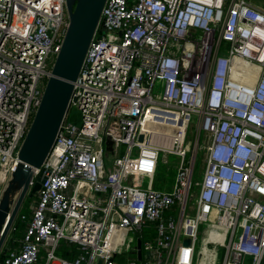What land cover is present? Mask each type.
Wrapping results in <instances>:
<instances>
[{
	"label": "built area",
	"instance_id": "2783aa9c",
	"mask_svg": "<svg viewBox=\"0 0 264 264\" xmlns=\"http://www.w3.org/2000/svg\"><path fill=\"white\" fill-rule=\"evenodd\" d=\"M101 18L75 82L81 123L65 119L35 169L45 181L20 249L0 264H36L43 249L45 264H218L220 247V264H264V7L107 0ZM67 25L66 0H0L3 186ZM162 153L180 159L169 191L154 186ZM149 222L155 242L137 236ZM62 239L82 252L58 256Z\"/></svg>",
	"mask_w": 264,
	"mask_h": 264
},
{
	"label": "water",
	"instance_id": "95a60500",
	"mask_svg": "<svg viewBox=\"0 0 264 264\" xmlns=\"http://www.w3.org/2000/svg\"><path fill=\"white\" fill-rule=\"evenodd\" d=\"M107 0H66L68 25L63 42L47 79L40 104L19 149V163L0 195V254L6 253L14 223L26 198L33 199L45 181L35 169L47 159L65 121L76 102L75 82L81 72L93 39L105 31L102 12ZM113 142L107 140V150ZM6 246V247H5ZM141 258V240L137 241Z\"/></svg>",
	"mask_w": 264,
	"mask_h": 264
},
{
	"label": "rangeland",
	"instance_id": "374dc122",
	"mask_svg": "<svg viewBox=\"0 0 264 264\" xmlns=\"http://www.w3.org/2000/svg\"><path fill=\"white\" fill-rule=\"evenodd\" d=\"M252 1L255 2L259 6H264V0H252ZM55 59H56V57L52 58V60H54V61H55ZM33 116H34V114L31 116V121L33 119ZM67 120L72 121L76 124L81 123V114L77 110V108L73 107V105H72V109L67 114ZM197 127H198V115L193 114L192 118H191L190 126H189V137H188L187 141H194V133L197 130ZM201 144H203V140L201 141ZM123 149L124 148L122 147L121 152H123ZM202 155H203V150L200 149L199 156H202ZM179 162H180V159L175 154H164V153L161 154L160 162H159V165H158V168L156 171V175L154 178L156 189L168 190V191L172 189L173 184L175 182V176H176L177 167L179 165ZM111 163L112 162H110V161H108V159H106L107 165H111ZM202 173L203 172L202 171L199 172V169H198L196 171V179H201ZM146 184H147V181L145 182V185ZM4 187H5V185L3 186V184L0 183V195H1ZM36 197H37V195L35 196V198ZM27 200H28V198L25 199L24 205L26 204V202H28ZM32 204H34V201ZM25 209L23 211H25ZM205 226L206 225L203 224L200 227V231H199V235H198V238L200 240L204 236L203 231H204ZM152 234L157 235V227H156V224L154 222H149L147 224V228L145 229L144 235L147 237V236L152 235ZM76 247H77L76 245H72V244L68 243L65 239H62L60 241V245H59L58 250L56 251V254L60 257H63L64 252H69ZM223 257H224V248L220 247L218 250V260H219L218 264H220L222 262ZM45 263H46V257H45V253L43 251L40 253L39 260L36 264H45ZM123 264H126V263L123 262ZM244 264H251V257H246Z\"/></svg>",
	"mask_w": 264,
	"mask_h": 264
},
{
	"label": "trees",
	"instance_id": "16d2710c",
	"mask_svg": "<svg viewBox=\"0 0 264 264\" xmlns=\"http://www.w3.org/2000/svg\"><path fill=\"white\" fill-rule=\"evenodd\" d=\"M72 105L73 104H71L70 105V107H69V109H68V112H67V114L69 113V111L72 109ZM73 107H75L74 105H73ZM71 108V109H70ZM81 114V113H80ZM66 120H67V115H66V118H65ZM35 199V197L33 198V199H30V198H28V202H26V204L22 207V209H21V211H20V213H19V215H18V217H17V219H16V221H15V223H14V226H13V231H12V239L10 240V242L11 243H15V240L16 239H19L21 236H23L22 235V232H23V234H24V231L23 230H25V226H26V223H25V219H26V217H27V213H28V210H30V206H31V204L33 203V200ZM33 205V204H32ZM26 208V209H25ZM25 209V211H23ZM173 210H175V207L174 208H172ZM155 223V222H154ZM147 228V225L145 226V228H144V231H145V229ZM143 231V232H144ZM144 234V233H143ZM150 236V235H149ZM144 237V236H143ZM148 237V236H147ZM67 241V240H66ZM68 243H70L69 241H67ZM70 244H72V243H70ZM72 245H76L77 246V244H72ZM77 252H79V247L77 246L76 248H74V249H72L71 251H69V252H64V258H67V259H69L72 255L71 254H76ZM132 256V258H133V255H131Z\"/></svg>",
	"mask_w": 264,
	"mask_h": 264
},
{
	"label": "crops",
	"instance_id": "0c3cea01",
	"mask_svg": "<svg viewBox=\"0 0 264 264\" xmlns=\"http://www.w3.org/2000/svg\"><path fill=\"white\" fill-rule=\"evenodd\" d=\"M264 7V6H263ZM123 152H121V154H122ZM155 180V179H154ZM154 186H155V182H154ZM161 190V189H160ZM168 191V190H167ZM34 201V200H33ZM32 212H33V207H32V204H31V206H30V210H28V213H27V217H26V219H25V223H26V225H27V223L30 221V219H31V216H32ZM174 214H175V212H174ZM155 224H156V227H157V235H154V234H152V235H150V236H148V237H146L143 233L145 232H142V233H139V234H137V236H139V238L144 242V241H150V242H155L156 241V239H157V237H158V223L157 222H155ZM25 228H26V226H25ZM23 231H25V230H23ZM22 235H23V232H22ZM144 236V237H143ZM22 238H23V236H21L19 239H16L15 240V243L13 242V243H11V242H9V244L7 243V245H8V250H7V252L6 253H1L0 254V262L6 257V255H7V253L10 251V250H12V249H15V250H18V249H20V246H21V242H22ZM141 245H142V242H141ZM78 247H79V252H77L76 254H71L72 256L68 259V260H72V259H74L77 255H79L82 251H81V248H80V246L79 245H77ZM6 247V246H5ZM136 248H138L137 246H136ZM44 251V253H45V257H46V250L44 249V250H42L41 252H43ZM138 253V252H137ZM141 256H142V251H141ZM62 258H64V257H62ZM134 258V257H133ZM65 259H67V258H65Z\"/></svg>",
	"mask_w": 264,
	"mask_h": 264
}]
</instances>
